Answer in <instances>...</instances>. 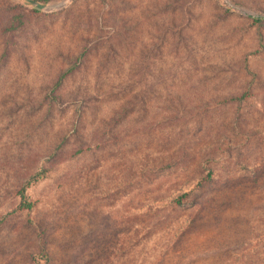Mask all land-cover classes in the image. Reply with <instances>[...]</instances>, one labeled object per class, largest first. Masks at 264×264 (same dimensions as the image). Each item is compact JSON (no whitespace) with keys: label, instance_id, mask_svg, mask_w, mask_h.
<instances>
[{"label":"rangeland","instance_id":"obj_1","mask_svg":"<svg viewBox=\"0 0 264 264\" xmlns=\"http://www.w3.org/2000/svg\"><path fill=\"white\" fill-rule=\"evenodd\" d=\"M62 1L0 0V264H264V0Z\"/></svg>","mask_w":264,"mask_h":264},{"label":"trees","instance_id":"obj_2","mask_svg":"<svg viewBox=\"0 0 264 264\" xmlns=\"http://www.w3.org/2000/svg\"><path fill=\"white\" fill-rule=\"evenodd\" d=\"M40 3H44L47 2V0H37ZM252 19L256 22L262 21V17L260 16H253ZM71 73V70H66L64 72H62L56 82H55V88L57 89L62 82L64 81V79ZM251 92L246 91L243 92L241 94L238 95H231L227 98H225V101L227 102H231V103H238L241 104L244 101H247L250 96H251ZM47 175V170H42V171H38L34 174H32L29 179L21 186V188L18 190V193L20 195V201L17 205V207L15 208V211H25V210H32L35 208L36 206V202L31 201L30 198L27 196V190L34 184H36L37 182H39L40 180L44 179ZM212 182V178H211V174L209 173L206 177L201 178L198 183L196 184V188H203L204 186L210 184ZM188 196V192L184 193L182 196L178 197V198H174L172 200V203H174L172 205V207H170L168 209V212L170 211H174V208L180 205H183V200ZM186 228V227H185ZM185 228H183L179 234L183 233ZM148 232L150 233V231H147V235ZM40 235V234H39ZM137 237V236H134ZM42 248L43 253H45L46 256H48V252L46 250V244L43 242L42 244ZM246 252V251H245ZM244 252V253H245ZM248 253V252H247Z\"/></svg>","mask_w":264,"mask_h":264},{"label":"water","instance_id":"obj_3","mask_svg":"<svg viewBox=\"0 0 264 264\" xmlns=\"http://www.w3.org/2000/svg\"><path fill=\"white\" fill-rule=\"evenodd\" d=\"M26 1L29 2L30 4L34 5L35 7L39 8V9H45L47 7L45 4L40 3L37 0H26ZM66 1H68V0H63L60 3V5L61 4L63 5Z\"/></svg>","mask_w":264,"mask_h":264}]
</instances>
